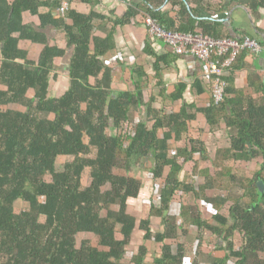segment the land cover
<instances>
[{"label":"trees","instance_id":"trees-1","mask_svg":"<svg viewBox=\"0 0 264 264\" xmlns=\"http://www.w3.org/2000/svg\"><path fill=\"white\" fill-rule=\"evenodd\" d=\"M123 1L124 12L114 17L99 10L101 0H72L66 16L59 13L61 0H0V264H185L191 254L193 264H264V190L258 184H264V77L247 75L253 93L236 82L248 50L232 64L219 103L211 97L199 103L198 97L212 89L199 66L171 92L161 87L163 100L182 102L176 111L155 107L154 93L146 99L142 82L149 74L143 65L133 68L139 76L134 87L116 93L114 68L107 62L117 47L118 27L132 19L143 24L146 15L166 29L236 37L204 14L215 18L228 10L226 1L245 0ZM246 8L254 13L264 8V0H247ZM26 13L40 23L26 22ZM52 31L63 34V42L52 45ZM238 33L264 48V34ZM23 41L44 46L38 59L21 47ZM144 52L155 58L159 85L164 67L185 55L159 53L150 42ZM66 63L68 89L53 93V81ZM199 114L206 127L198 123ZM218 133H226L228 142L212 152L209 137ZM61 157L67 160L58 168ZM150 158L153 180L164 184L161 205L152 197L138 220L129 202L139 198L143 182L131 173ZM202 161L211 164L202 166ZM253 161L260 162L250 177L238 175L232 165ZM88 169L91 181L83 186ZM18 201L28 209L17 213ZM201 201L212 206V215L201 209ZM175 202L181 205L179 214L172 213ZM158 219L162 232L152 229ZM137 227L144 243L127 257ZM192 227L197 229L193 252ZM205 233L221 240L213 251L222 256L206 254ZM85 234L91 237L78 246V236Z\"/></svg>","mask_w":264,"mask_h":264},{"label":"crops","instance_id":"crops-1","mask_svg":"<svg viewBox=\"0 0 264 264\" xmlns=\"http://www.w3.org/2000/svg\"><path fill=\"white\" fill-rule=\"evenodd\" d=\"M76 3L78 7H80L83 10H88L89 8L82 1H77ZM226 3L229 4L228 10L220 12V14H218V16H216L215 18L210 17L206 14H204V16L210 22L213 21L222 22L223 26L228 31L232 32L234 36L240 35L241 33L238 32H243V31L249 32L251 35L258 38H260V36L264 34V8H260L256 12L250 13L246 8L247 0L242 2H232V3H230V1H226ZM166 8L168 9L169 6L167 5ZM99 10L104 11V13H107L110 16H114V17L116 15L121 16V14L125 10V2L123 0H101ZM109 10L110 11L114 10V13H110ZM48 11L49 9L47 7L42 8L43 13H47ZM25 19L26 22L28 23L30 22H34L37 24L40 23V18L37 16H33L30 13H26ZM257 28H259L262 33L258 34ZM63 36H64L63 34H59L58 32L52 31L50 33L52 45H55L57 42H61L64 38ZM116 41H117V47L107 57L108 64H110L114 68V82H113L114 91L116 93H119L122 90L133 88L134 82L139 81V76L135 72H133V68L136 67L137 65H143L149 74V77L145 78L142 82V87L146 99L149 100L151 94L154 93L158 97V99L154 102L155 107L161 108L165 106L166 110H175V111L179 110L182 102L179 100L176 101H169L165 99L163 100V97L159 95L160 89L161 87H164L167 89V93H168L174 89L175 84L177 82H179L180 80H187V76L190 74L191 70H193L189 68V63L193 61L195 62L194 57L190 55H186V56L183 55V57H181L177 63L172 62L170 65L165 66L162 71L163 74L162 84L159 85L156 84L158 79L154 78L155 72L153 70V63L155 61V58L149 57L144 52V46L147 42H150L151 46L155 49V51L159 53H163L169 50L168 45L164 41L154 36H151L142 23H132V22H129L125 25L118 27V31L116 34ZM62 46L67 47V44H62ZM21 47L23 49L28 50L31 53V57L33 56V53H35V51H38L39 49L40 52L38 51L39 52L38 56H40L44 49L43 45L34 44L30 41H23L21 43ZM196 63H197L196 66H199L200 68L201 62L196 60ZM249 73H256L261 77H264V49L261 50L260 52H252L249 50L246 52L242 69L239 71V77L236 79L237 80L236 82L239 87H243L245 91H248L249 93H253L254 90L248 87L246 83V78ZM65 75L66 76L69 75V63H66L64 69L58 72L57 76H59V78L58 80H56L58 84H60V80ZM56 81H53L52 90L56 94H62L64 92L63 90L64 87L63 85H56L57 84ZM55 85L57 87H55ZM67 89L68 88H66V90ZM198 98H199V103L201 105L207 104L210 98V91L208 92V90H206V92H204ZM199 118H200V114H199ZM195 124L197 125L198 123L195 122ZM202 126L206 127L207 124H204ZM213 142L214 141L212 139V143ZM178 144L181 145L182 142H179ZM146 161L147 160H145L142 164H140L138 167L135 168L138 169V172L134 176L139 178L143 182V188L141 194L139 198L131 199L129 202V212L134 216H136L138 220L142 219L144 215L148 212L150 201H148V197H147L148 195H146L148 191L147 188L150 186L149 189L152 190V186L154 184L152 173L149 171L151 167L145 168L147 164ZM147 175L152 179V181L145 179V176ZM143 199H145L144 200L145 204L143 203ZM140 201L143 204V208H139L138 206ZM175 204L178 203H174L172 207V211L173 209H177L179 207V205H175ZM154 226L160 228L159 232H162L164 230L163 224L159 219L154 222V224L152 225V229ZM191 233H192V229H191ZM143 236L144 234L139 229V227H137L135 233H133L132 235L131 242L128 246V251L130 250L134 251L137 249L138 245L143 244L144 243ZM215 251L217 250L213 251V255L216 256L223 255L222 251L220 250L217 252Z\"/></svg>","mask_w":264,"mask_h":264},{"label":"built area","instance_id":"built-area-1","mask_svg":"<svg viewBox=\"0 0 264 264\" xmlns=\"http://www.w3.org/2000/svg\"><path fill=\"white\" fill-rule=\"evenodd\" d=\"M71 1L72 0H61L62 5L59 8V13L62 16H66L71 7ZM131 22L134 23V20L132 19ZM143 25L150 35L163 39L172 52L194 57L195 62L189 63L190 69H196V60L201 62L200 76L206 84L212 86L210 97L216 103L224 99L226 87L228 85L226 77H228L230 68L235 62L239 52L243 49L252 52H260L264 49L256 38L247 34L236 37L216 38L204 34L199 30L195 32L171 30L159 25L154 18L149 15L144 17ZM126 144H128V142H126ZM163 186L164 184L162 182L158 183V187L152 198L153 203L157 206L161 205V189ZM178 204L179 207L177 208L178 212L176 214H179L181 210V205L180 203ZM131 255V251L126 254L127 257ZM193 262L194 256L190 255L186 259L185 264H193Z\"/></svg>","mask_w":264,"mask_h":264},{"label":"rangeland","instance_id":"rangeland-1","mask_svg":"<svg viewBox=\"0 0 264 264\" xmlns=\"http://www.w3.org/2000/svg\"><path fill=\"white\" fill-rule=\"evenodd\" d=\"M64 37V36H63ZM64 39V38H63ZM61 42H63V40L61 41ZM62 44H66V43H62ZM37 49H39V48H37ZM40 50V49H39ZM38 50V51H39ZM38 51H35V53H33V56H32V58L33 59H38L39 58V52ZM1 62V61H0ZM57 83V84H56ZM56 85H63V87H64V91L66 90V88H68V86H69V83H70V80H69V76H63L62 77V79L60 80V84H58V82L56 81ZM55 85V87H57ZM35 91H31L30 92V96L31 97H33L34 95H35V93H34ZM63 92V91H62ZM53 93H54V91H53ZM16 108H18V107H16ZM144 111H145V109H142L140 112H138V113H136V119L137 120H139L142 116H143V114H144ZM205 118H204V116L202 115V114H200V118H199V120H198V123L202 126V125H204V124H207V123H205ZM197 129V126H196V124L194 125V128L193 129ZM196 131V130H195ZM112 133H116V131H112ZM207 136V135H206ZM216 138V137H215ZM215 138H213V143L212 142H210V149H211V151L213 152L214 150H215V148L218 146V145H220V146H226L227 145V142H228V137H227V135H226V133H218V135H217V138L215 139ZM209 139H211L212 140V137L210 136L209 137ZM66 160H67V158L66 157H61L59 160H58V168H61L62 166H63V164L66 162ZM260 161H253V162H251V163H249V162H237V163H232V165H233V167L235 168V170H236V172H237V174L238 175H245V176H252L253 175V173L255 172V170L259 167V165H258V163H259ZM146 166H145V168H150V167H152V165H153V159L152 158H150V159H147V161H146ZM211 164V162H209V161H202V166H206V165H210ZM137 172H138V169H134L133 170V172L131 173V175H135V174H137ZM145 179L146 180H150V181H152V179L150 178V177H148V175L147 176H145ZM90 181H91V179H90V170L88 169L86 172H85V175L83 176V186H88L89 184H90ZM197 181L198 182H202L203 181V178L201 177V176H199L198 178H197ZM154 184H153V186H152V190H150L149 188H150V186L147 188L148 189V191H147V193H146V195H148L147 197H148V201H150V199L153 197V195H154V193H155V191H156V188L158 187V183H155V181L153 182ZM239 190V188H237L236 189V191H238ZM152 192H153V194H152ZM239 192V191H238ZM186 199V201H188V202H192L193 201V199L191 198V197H186L185 198ZM144 200L145 199H143V203H144ZM147 201V202H148ZM147 202H146V204H147ZM149 203V202H148ZM201 203V209L205 212V214L206 215H208V216H210V215H212L214 212V210H213V208H212V206L211 205H209V204H207V203H203L202 201L200 202ZM145 204V203H144ZM134 205V204H133ZM175 205H179V204H175ZM135 206V205H134ZM138 206H139V208H143V204H142V202L140 201L139 202V204H138ZM116 208V207H115ZM28 209V204L27 203H24V202H22V201H18L17 203H16V206H15V210H16V212L17 213H19V212H21V211H24V210H27ZM178 212V210L177 209H173V211H172V213H174V214H176ZM105 213V212H104ZM153 229H154V231L155 232H159L160 231V228L159 227H157V226H154L153 227ZM196 228H193L192 227V235L190 236V238H189V242L190 243H193V245H190V250H191V252H193L196 248V245H197V232H196ZM88 236H90V235H88V234H85V235H79L78 236V246H80V244H81V242L83 241V239H86ZM91 237V236H90ZM203 239L206 241V243H205V246H204V251L206 252V254L208 253V252H211V253H213V248L216 246V245H219V244H221V240H219L218 238H215V237H213L210 233H205L204 235H203ZM236 245H237V247H239L240 245H241V239H240V236H236ZM188 240V239H187ZM138 241V240H137ZM94 245H97V240L96 239H94ZM158 249V248H157ZM131 251V250H130ZM218 251V250H217ZM217 251H215V252H217ZM132 252V251H131ZM191 256H194V254L192 255L191 254ZM229 264H233V262H230Z\"/></svg>","mask_w":264,"mask_h":264},{"label":"water","instance_id":"water-1","mask_svg":"<svg viewBox=\"0 0 264 264\" xmlns=\"http://www.w3.org/2000/svg\"><path fill=\"white\" fill-rule=\"evenodd\" d=\"M258 184H259L260 189L263 191L264 190V184H263V182L260 181Z\"/></svg>","mask_w":264,"mask_h":264}]
</instances>
